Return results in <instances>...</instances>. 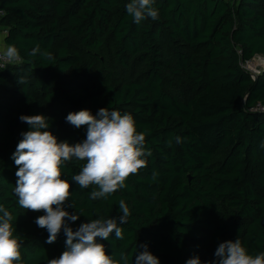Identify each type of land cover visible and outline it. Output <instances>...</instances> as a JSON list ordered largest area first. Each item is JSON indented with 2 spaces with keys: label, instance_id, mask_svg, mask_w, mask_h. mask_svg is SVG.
<instances>
[{
  "label": "trees",
  "instance_id": "obj_1",
  "mask_svg": "<svg viewBox=\"0 0 264 264\" xmlns=\"http://www.w3.org/2000/svg\"><path fill=\"white\" fill-rule=\"evenodd\" d=\"M129 2L0 0L5 43L23 58L0 69V206L13 217L21 264L59 258L66 235L62 229L47 243L49 233L35 223L44 213L22 208L14 193L13 153L31 130L20 116L45 115L47 130L74 145L87 126H72L67 115L101 108L131 114L151 155L123 188L96 200L97 186L72 181L86 161L66 162L65 210L80 215L69 227L118 220L124 200L123 239L114 232L97 238L113 259L123 254L135 264L147 244L160 264L194 256L204 264L236 238L248 254L264 253V112L254 109L264 102V71L253 78L242 65L264 55V0H155L158 19L139 24L126 12ZM181 78L190 84L188 99L178 90Z\"/></svg>",
  "mask_w": 264,
  "mask_h": 264
},
{
  "label": "clouds",
  "instance_id": "obj_2",
  "mask_svg": "<svg viewBox=\"0 0 264 264\" xmlns=\"http://www.w3.org/2000/svg\"><path fill=\"white\" fill-rule=\"evenodd\" d=\"M155 0H130L126 12L133 21L139 24L142 20L159 17ZM39 46L30 55L35 56ZM48 60L50 53L43 54ZM0 61L5 64L21 61L17 48L8 45L0 48ZM264 64V60L260 61ZM255 71V69H253ZM257 74H259L257 72ZM20 120L30 126L29 131L22 133L13 153L17 166L15 195L19 205L33 212H43L35 219L39 228L49 233L47 243H54L63 229L66 235V250L59 258L50 259L48 264H128L127 256L113 259L106 253L104 244L97 238L108 240L114 232L116 239H123L119 225L127 223L130 211L124 200L119 201L122 215L118 218H98L82 223L77 230L69 227L66 221L75 222L79 214H70L65 205L71 195V184L62 178L66 162L76 158L86 161L79 174L72 176L81 189L97 186L90 194L93 200L107 198L125 186L130 175L138 174L147 166L144 158L151 155L145 151V135L137 132L135 120L131 114H121L117 110L101 108L96 115L90 110L69 113L66 121L76 128L87 126L86 139L76 144L59 141L49 130V118L45 115H21ZM177 143L182 138L177 136ZM264 147V142L261 143ZM156 174L153 173V179ZM75 207L74 204L70 205ZM0 264H21V243L14 235L12 215L0 206ZM144 250L135 256V264H160L159 259L148 251L147 244L140 245ZM217 258L204 264H264V253L248 254L241 241L236 238L222 242L215 253ZM186 264H202L199 256H194Z\"/></svg>",
  "mask_w": 264,
  "mask_h": 264
},
{
  "label": "rangeland",
  "instance_id": "obj_3",
  "mask_svg": "<svg viewBox=\"0 0 264 264\" xmlns=\"http://www.w3.org/2000/svg\"><path fill=\"white\" fill-rule=\"evenodd\" d=\"M262 60H264V55L255 56L249 62V64H246L247 70H249L251 74L257 75V72L261 74L264 71V64L260 63V61ZM253 69H255V71H253ZM179 81L180 82H178L179 84L178 90L180 91L182 97L185 99L190 98L192 95V90H191L189 82L184 78H181V80Z\"/></svg>",
  "mask_w": 264,
  "mask_h": 264
},
{
  "label": "built area",
  "instance_id": "obj_4",
  "mask_svg": "<svg viewBox=\"0 0 264 264\" xmlns=\"http://www.w3.org/2000/svg\"><path fill=\"white\" fill-rule=\"evenodd\" d=\"M4 16V11L0 10V18ZM21 57V56H20ZM251 61V60H250ZM250 61L242 62V65L246 68V64H249ZM23 62V58L21 57V61L19 63H8L5 64L3 61H0V69H6L10 65H17L21 64ZM247 69V68H246ZM252 77L255 78L256 75L252 74ZM256 111L264 112V102H260L257 104V106L254 108Z\"/></svg>",
  "mask_w": 264,
  "mask_h": 264
},
{
  "label": "crops",
  "instance_id": "obj_5",
  "mask_svg": "<svg viewBox=\"0 0 264 264\" xmlns=\"http://www.w3.org/2000/svg\"><path fill=\"white\" fill-rule=\"evenodd\" d=\"M7 30L3 25H0V48L7 47L5 43Z\"/></svg>",
  "mask_w": 264,
  "mask_h": 264
}]
</instances>
